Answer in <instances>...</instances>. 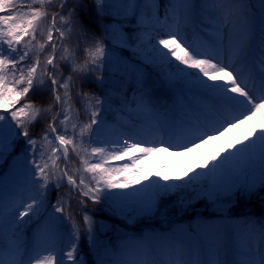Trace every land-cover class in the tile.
Segmentation results:
<instances>
[{
	"label": "snow or ice",
	"instance_id": "snow-or-ice-1",
	"mask_svg": "<svg viewBox=\"0 0 264 264\" xmlns=\"http://www.w3.org/2000/svg\"><path fill=\"white\" fill-rule=\"evenodd\" d=\"M82 2L0 0V106L5 110L0 112V166L13 150L14 140L20 135L18 128L32 152L31 160L25 150L22 158L13 161L9 171L0 175V264H86L85 258L79 255L81 228L74 213L69 212L66 217L56 215L66 211V199L81 197L80 205H86L87 201L106 202L122 221L135 224L141 218H154L161 198L174 190L186 193L179 200L181 211L191 209L197 199L206 198L218 211L226 212L225 205L230 206L231 199L238 193L251 196L264 188V129H254L251 137L230 145L232 150L226 149L225 155L218 153L219 159L214 156L208 163L199 165L207 171L196 172L183 184L153 181L136 188L134 183L139 180L119 176L135 168V164L114 166L111 163L120 161L133 150L148 155L157 145L194 151L213 135H222L229 127H236L250 115L264 110V0H256L258 12L252 11L251 0H167L163 22L157 15L160 0H94L99 15H113L120 22L118 28L104 25L106 34L122 30L124 21L136 20L147 65L172 69L167 73L171 85H184L189 90L195 86L213 101L238 106L237 111L228 112L223 119L211 113L203 120H184L179 125L174 120L163 124L157 120L151 129L161 137L159 141L135 139L140 132L133 130L131 134L122 133L125 136L122 141L104 142L97 137L100 126L105 123L101 118L105 101L94 93L85 92L83 81L90 74L103 72L110 62L106 59L105 47L96 40L93 47L85 49L83 63H77L78 50L69 47L74 31L87 35V30L80 29L75 20L74 9ZM197 13H207L217 34L204 48L188 43L182 34L181 17L187 23ZM170 15L172 25L167 23ZM149 28L150 31H145ZM225 49L230 53L227 61L222 55ZM250 50L258 52L259 70L250 67L245 74L237 61H246ZM62 65L70 68L67 76ZM148 71L145 66L134 77L138 85L134 98L139 93L137 107L151 117L155 109L146 91ZM73 88L77 89L75 96ZM37 91L50 93L46 105L32 102ZM25 100L28 102H23ZM77 102L83 103L82 110L75 108ZM82 113L86 121L80 119ZM38 118L45 121L38 134L39 144L37 138L29 135V126ZM102 143L111 146H99ZM70 153L78 160L79 167L72 165ZM21 167L26 174L27 188L6 199V181ZM178 179L183 180V177ZM65 180L67 191L58 194L55 205H49V184L55 181V187L60 189ZM114 189L120 191H112ZM49 207L53 211L49 212ZM6 218L10 225L7 241ZM65 220L71 223L70 230ZM83 221L87 225L89 243L96 249V264H264V220L231 221L223 231L217 230L215 240L208 239L199 230L181 229V239H177L176 229L166 233L145 231L139 235L119 231V245L115 250L107 243L98 244L91 216L85 213ZM33 224L35 243L29 244L24 238L25 231ZM241 224L255 228L256 248L255 252L248 249L249 255L237 260L231 258L229 237ZM162 242L175 244V257L157 246ZM57 245L61 253L58 256L53 255ZM133 245L141 250L140 254L127 255L126 250ZM65 248L68 249L67 260ZM121 256L123 258H118Z\"/></svg>",
	"mask_w": 264,
	"mask_h": 264
},
{
	"label": "rangeland",
	"instance_id": "rangeland-1",
	"mask_svg": "<svg viewBox=\"0 0 264 264\" xmlns=\"http://www.w3.org/2000/svg\"><path fill=\"white\" fill-rule=\"evenodd\" d=\"M252 3V11L258 12L259 10V4L256 2V0H251ZM167 6V1L165 4V8ZM197 16L198 13L192 17L190 20H188L187 23H185L183 16L181 17V27L182 29L184 27L188 28L187 30L183 29V35L187 39L188 43H194L195 47L197 48H204L208 44H210L212 41H214L217 37V34L213 30V22L207 15V13H203L202 15V25L201 29H199V26L197 24ZM160 20L163 22L165 17V11L159 16ZM151 18V15H149V19ZM168 25H172L174 22L171 18V15L169 16V20L167 21ZM163 38H167V36H164ZM224 59L227 61L229 59L230 53L227 49L222 53ZM86 53L85 49L82 50V54L79 55V58L77 60V63H83L85 59ZM259 59L258 52L255 50H250L248 54V58L246 61H237V66L245 73L247 74L250 67H254L257 71L259 70L257 61ZM215 62V61H214ZM180 67H184L181 65ZM191 71H196L193 69H190ZM231 70V69H229ZM169 71H172V69H169L167 66L165 67V74L167 79V73ZM107 73H95L90 74L94 79L101 83H112L113 78H109L108 76H104L103 80H98V75H106ZM235 75V73H233ZM66 74L65 76H67ZM207 79V78H205ZM168 80V79H167ZM208 83H213L211 80H208ZM217 83H223V81H217ZM172 90V97L167 101V104L160 110L159 114L154 117L155 121H160L162 124L174 120L177 125L180 124V122L184 120H203L206 112H204V109L206 107H209L210 109L207 112L216 113L217 114V106H222L227 112H234V109L236 106L234 105H222L221 103L217 101L210 100L208 102L203 101L202 98V91L196 88L195 86H191V90H189L188 87H185L184 85H177L173 86ZM258 86V85H257ZM63 90H61L62 92ZM172 104V105H171ZM136 111H137V118L130 120L128 117L125 116V114H120V117L124 121H128L132 125V129L127 126H117L116 123L112 122L111 120L107 119L104 115H102V119L105 120V123L100 126L99 129V136L97 139L101 142L104 141H115L117 138L114 137L113 132L118 130L121 131V137L124 139L125 136L122 135L124 132H131L138 131L140 132V135L135 136V139L138 140H156L159 141L161 137L159 135H155L150 131L149 133L145 131V129L148 128V124L143 120L144 119V113L143 111L135 105ZM3 106H0V112H4ZM210 113V114H211ZM228 115V113H227ZM226 115V116H227ZM224 118V117H222ZM138 119V120H137ZM82 120V119H81ZM83 121V120H82ZM36 122V121H35ZM33 122V126L35 124ZM95 127V126H94ZM32 129V128H31ZM42 129V128H40ZM260 130L264 129V117L263 118H251L249 117L246 120H243L242 123H239L236 127H229L227 131H223L222 135H213L211 139H209L206 143L201 144L198 149V155L199 160H204L206 162H209L212 160V158L215 156L219 159L218 153L222 156L225 155V150H232L230 149V145L235 144L237 141H242L245 139L246 136L251 137L253 134V130ZM36 127L34 126V130H30L29 135L33 138H37L38 144L40 142L39 140V132H35ZM17 132L20 133L19 136H17L14 140L13 144V150L12 152L6 156L3 166H0V175H4L9 171V168L13 161H15L17 158H22V151L27 150V153H29L32 156L31 152V146L27 144V138L24 137L21 129H16ZM164 139H167L165 136ZM122 141V139H119ZM247 141H245L246 143ZM99 146H105L109 147L111 145L108 144H101ZM145 146H152V145H145ZM173 152H176L175 160L174 162L178 165L179 169H182L184 167L183 165V159L181 156V153L184 152V150L179 148H169L167 144H164L163 146H156V150L151 152V155H154L153 157L157 160L156 165H159L160 170H165V168L171 164L172 155ZM74 163L72 164L74 167H79L78 160L74 157ZM111 163L114 166H122L123 164H133L129 157L124 156L120 161H111ZM146 165H150L148 159H146ZM63 167V165H61ZM136 166L135 168H130L127 173H120V178H123L125 175H127L130 179L133 181L139 180V183H134V187L139 188L142 187L144 184H148L147 178L145 177V173L141 172ZM204 171H207L205 169ZM203 171V172H204ZM149 172V169L147 170ZM162 176H165V174ZM23 178V168H19L15 175L9 177L7 183V187L5 189V197L6 199L15 196L17 192L21 190V181ZM66 182V180H65ZM50 185H55V181L51 182ZM112 191H120L119 189H114ZM128 191H131V189H128ZM101 206V209L107 213L109 216L116 218L120 224L118 226H112L109 224H106L105 221H98L96 222L93 217L92 220L94 222V235L97 238L98 244L100 242L107 243L111 246H113V249L115 250L116 247L119 245L118 235L119 231L123 232H131L136 235H139L142 232L145 231H156L161 233L166 232H172L174 229L178 230V236L177 239L183 238V234L179 232L181 229H187L189 232L194 231H202L205 233L210 240H215L216 238V232L217 230L223 231L225 229V226L231 221L236 218H238L240 215L233 216V213L230 212H222L221 214H211L208 216H196L192 219H186L184 217H175L170 220H166L164 223H162V226H156L154 223L146 222L145 218H141L138 220L135 224H128L126 221H122V219L118 216L113 214L111 209L108 206V203H99ZM213 205V204H212ZM213 207H217L216 205H213ZM144 219V220H143ZM203 222V224L201 223ZM81 224V220H80ZM207 225H213L214 228L209 229ZM126 228H125V227ZM9 228L10 225L7 222V218L5 220V240L7 241V237L9 235ZM81 234L80 241H79V255L83 256L85 258L86 264H96V249L93 248L88 239L87 235V225L83 223L80 226ZM68 229H71V225L68 227ZM42 242L47 244V240L42 238ZM29 244H34L35 239L33 238L31 241H28ZM229 245L231 249V258L233 259H241L245 256L249 255L248 249H252L253 252H255L256 244H255V233L252 232V230L246 226L245 224H241L240 226L236 227L234 229V232L229 237ZM162 248V250L169 256L175 257L176 252V246L175 244H168L165 242H162L160 245H157ZM60 248V245H59ZM67 248L64 249L65 254V260H67L66 252ZM141 250L137 247L130 246L126 250L127 255H138L140 254ZM91 253H93L94 258L91 257ZM46 255L47 253H43ZM58 255H61L60 251ZM7 258V255L5 256ZM118 258H123L118 257ZM70 264V262H68Z\"/></svg>",
	"mask_w": 264,
	"mask_h": 264
},
{
	"label": "trees",
	"instance_id": "trees-1",
	"mask_svg": "<svg viewBox=\"0 0 264 264\" xmlns=\"http://www.w3.org/2000/svg\"><path fill=\"white\" fill-rule=\"evenodd\" d=\"M74 11L76 13L75 20L78 22L79 28L86 29L87 35L79 30L74 31L72 35V41H69L71 46L77 48V50H79V54L81 55L84 48H91L94 46L96 40H100L106 50V59L110 61L105 66L104 70L105 73L113 76L114 80L112 83L102 85L91 82L87 78L83 81L85 92L94 93L96 96L101 97V99L105 101L103 107L101 108V113L106 114V116L109 118L117 120V118L113 116V106H115L114 108H116V110L126 112L128 106L134 102L132 97L129 96L128 92L131 88L136 89L138 86L134 77L139 72H142L145 66H147L149 69L148 73L146 74L148 80L146 91L151 97L152 105L154 106L155 103L168 96L170 88L169 83L164 79V68L147 65L145 54L142 53L143 45H141L139 38L141 29L138 27L136 20H132L131 22H122L124 25L122 30L109 35L106 34L104 25H110L111 28H118L120 22H118V18L113 15H99L94 0H83L80 6L76 7ZM161 11L162 7L160 6L158 12L160 13ZM152 23L155 24V21ZM147 30L148 29L145 31ZM144 40L147 42L146 35L144 36ZM138 45H140V47H138ZM175 63L177 64L178 61ZM77 83L79 84L80 82L77 81ZM73 92L76 93L77 89L73 88ZM49 100V92L37 91L35 95L32 96V102L36 103L37 105H46ZM24 102L28 101L25 100ZM82 109L83 107H81L80 110ZM86 120L87 117L85 118V121ZM44 123V120L39 119L34 125L36 127L35 132L37 131L40 133V128L43 127ZM128 155L134 156L132 157L134 163L141 169L145 170V168H147L144 166L143 162L144 158L148 155H134L132 152H130ZM137 156L140 158L135 159ZM31 157L32 156L29 155L30 160ZM182 157L184 167L179 169L177 164L172 163L163 171L165 176H162V171H160L158 167L154 166L155 161H152L151 169H153V171L151 173H147L148 182L151 183L153 181H159L161 184H183L189 176H195L196 172H203L205 170V168L198 167L199 165L206 164V162L199 161L195 151H185L182 154ZM193 169H195V172ZM24 176L25 179L22 189L27 188L26 174ZM181 177H183V180L178 179ZM165 178L168 179L165 180ZM48 187L49 191L47 192V196L49 205H55L58 194L67 191L66 185L60 189L50 185ZM189 191L191 190L189 189ZM182 195H186V193L174 190L167 196L162 197L158 205L157 215L154 218L145 221H151L159 225L160 222L164 223L166 220H170L179 216L189 218L194 214L202 216H208L211 214L213 215L215 213L217 214V207H213L212 203L206 198L197 199L191 209L187 211H181L179 207V200ZM78 198L80 199L81 197H76L70 201L66 199V211L64 213H56V215L66 217L69 212H72L74 213L75 221L77 222V220L83 217L85 213H89L96 216L98 221H100V218H106L108 219L109 223L116 225L117 221L113 219H111V221L103 211L93 212L91 210L82 208L77 201ZM86 204L93 207L98 206L97 204H93L91 201H87ZM225 208L229 212H237L238 214L243 215L244 218H252L257 222L264 220V188L258 189L256 193L252 194L251 196H245L238 193L231 199L230 206L225 205ZM48 211L51 212L53 209L49 207ZM164 217H166V219H164ZM70 224L71 223L69 221L65 220V225L67 228L70 226ZM252 228L255 231V228ZM34 232L35 225H29L28 230L25 231V238L27 240L30 239ZM58 251L57 245V250L53 255H57Z\"/></svg>",
	"mask_w": 264,
	"mask_h": 264
},
{
	"label": "bare ground",
	"instance_id": "bare-ground-1",
	"mask_svg": "<svg viewBox=\"0 0 264 264\" xmlns=\"http://www.w3.org/2000/svg\"><path fill=\"white\" fill-rule=\"evenodd\" d=\"M201 99L203 101H205V102H208V101L211 100L207 96H205L203 93H202V98ZM237 109H238V106L235 107V111H237ZM249 117H251V118H257V119L263 118L264 117V110H262L261 112H257L254 115H250ZM175 254H176V252H175Z\"/></svg>",
	"mask_w": 264,
	"mask_h": 264
}]
</instances>
